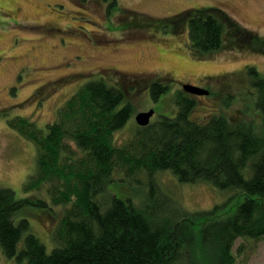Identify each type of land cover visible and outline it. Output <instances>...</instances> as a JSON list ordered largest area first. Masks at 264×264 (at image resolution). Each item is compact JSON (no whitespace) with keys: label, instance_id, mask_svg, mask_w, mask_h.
<instances>
[{"label":"trees","instance_id":"16d2710c","mask_svg":"<svg viewBox=\"0 0 264 264\" xmlns=\"http://www.w3.org/2000/svg\"><path fill=\"white\" fill-rule=\"evenodd\" d=\"M116 3L110 1L109 8ZM160 23L158 30L166 33L185 31L195 58L242 48L264 54V38L244 34L216 8L186 10ZM123 27L148 29L139 19ZM243 72L250 100L257 93L255 104L247 103L260 114L255 123L246 110L228 114L222 108L234 101L224 83L212 96L208 88V95L198 96L214 106L207 119H191L195 100L178 93L173 117L138 126L133 139L118 146L114 133L132 116L128 94L134 83L125 76L116 87L85 82L44 130L23 117L8 120L36 148V173L27 177L24 190L43 188L47 198L17 199L11 189L0 188L3 257L12 264H236V240L264 238V75L252 65ZM146 83L154 100L168 89L158 80ZM118 171L120 180L114 179ZM166 172L181 184L207 183L232 196L189 214L161 189L156 175ZM140 173L147 182L142 186L136 179L129 193L123 191ZM24 206L44 209L39 213L55 222L49 251L28 218H17ZM59 206L62 216L55 211Z\"/></svg>","mask_w":264,"mask_h":264},{"label":"rangeland","instance_id":"374dc122","mask_svg":"<svg viewBox=\"0 0 264 264\" xmlns=\"http://www.w3.org/2000/svg\"><path fill=\"white\" fill-rule=\"evenodd\" d=\"M110 1L0 0V112L7 110L6 116L0 115V188L11 189L17 199L47 197L42 195L43 188L36 193L24 190L27 177L36 173V148L12 130L8 120L23 117L44 130L56 119L58 108L88 81L101 80L116 87V82L124 84L120 78L125 76V82L134 83V93L128 94L131 119L114 133L118 146L133 139L138 113L155 109L158 115L173 117L183 85L208 88L212 96L227 83L234 101L222 103L226 113L246 110L248 119L260 121V114L247 106L249 93L243 87L249 76L243 71L252 65L264 75L262 51L222 50L195 58L185 31L173 35L158 28L161 19L208 7L227 14L244 34L264 38V0H117L109 8ZM136 19L148 29L121 31L124 24ZM146 80H158L168 89L154 100ZM253 94L250 101L255 104L256 91ZM188 98L195 100L190 118L198 122L207 119L214 107L211 101L192 94ZM122 176L118 171L114 179ZM156 176L161 189L189 214L210 210L228 194L207 183L181 184L167 172ZM136 179L142 186L147 182L140 173L131 180L133 185L120 187L129 193V188L137 185ZM43 210L24 206L19 212L25 215L17 218H28L31 232L49 251L55 222L39 213ZM55 211L62 216L64 209L59 206ZM233 254L236 264H264V238L236 240ZM0 264H12L3 257L1 248Z\"/></svg>","mask_w":264,"mask_h":264},{"label":"water","instance_id":"95a60500","mask_svg":"<svg viewBox=\"0 0 264 264\" xmlns=\"http://www.w3.org/2000/svg\"><path fill=\"white\" fill-rule=\"evenodd\" d=\"M182 90L188 94L203 96L208 95V92L202 88L193 85H183ZM154 115V109L145 112H140L135 116V122L139 127H146L149 125L151 117Z\"/></svg>","mask_w":264,"mask_h":264},{"label":"flooded vegetation","instance_id":"af4514ba","mask_svg":"<svg viewBox=\"0 0 264 264\" xmlns=\"http://www.w3.org/2000/svg\"><path fill=\"white\" fill-rule=\"evenodd\" d=\"M193 86H196V85H193ZM196 87H198V86H196ZM178 92L180 93V95H182V97L188 98V96H190V94H186V92H184L183 90L182 91L179 90ZM148 110H150V109H148ZM160 117H165V116L158 115L157 112H156V110L154 109V115L151 117L150 122H149V125L152 124V123H154V122H156V121H158L160 119Z\"/></svg>","mask_w":264,"mask_h":264},{"label":"bare ground","instance_id":"6f19581e","mask_svg":"<svg viewBox=\"0 0 264 264\" xmlns=\"http://www.w3.org/2000/svg\"><path fill=\"white\" fill-rule=\"evenodd\" d=\"M177 91V90H176ZM179 93V92H178ZM182 96V95H181Z\"/></svg>","mask_w":264,"mask_h":264}]
</instances>
